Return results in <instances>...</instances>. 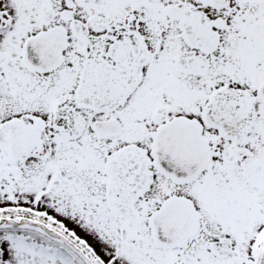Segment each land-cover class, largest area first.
Instances as JSON below:
<instances>
[{"label": "snow or ice", "instance_id": "6c2138e0", "mask_svg": "<svg viewBox=\"0 0 264 264\" xmlns=\"http://www.w3.org/2000/svg\"><path fill=\"white\" fill-rule=\"evenodd\" d=\"M0 264H264V0H0Z\"/></svg>", "mask_w": 264, "mask_h": 264}]
</instances>
